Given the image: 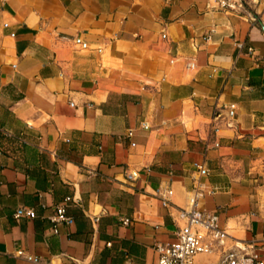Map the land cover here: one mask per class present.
<instances>
[{
    "label": "crops",
    "instance_id": "1",
    "mask_svg": "<svg viewBox=\"0 0 264 264\" xmlns=\"http://www.w3.org/2000/svg\"><path fill=\"white\" fill-rule=\"evenodd\" d=\"M242 1L0 0V264H155L191 204L264 260V0Z\"/></svg>",
    "mask_w": 264,
    "mask_h": 264
},
{
    "label": "built area",
    "instance_id": "2",
    "mask_svg": "<svg viewBox=\"0 0 264 264\" xmlns=\"http://www.w3.org/2000/svg\"><path fill=\"white\" fill-rule=\"evenodd\" d=\"M206 1L213 3V6L220 10L246 11L242 0ZM213 30L212 27L208 30L207 38ZM197 169L202 173L206 172L202 165H198ZM171 193L172 190L169 188L162 192L158 191L163 205L169 202ZM69 201L70 197H65L63 201L54 206L53 211L49 214L48 218L52 224L53 232H57L58 224L69 225L73 222L72 217L66 211ZM178 212L179 217L183 219V224L176 231L173 241L156 244L157 260L155 264H193V259L198 253L214 251H220V255L213 264H264V260L254 251H246L237 245L224 248L227 232L218 224V216L215 212L201 211L193 207V204L189 207L179 208ZM14 214L16 217L21 215L33 217L35 211L32 207H19ZM121 222L128 224L129 218L123 217ZM262 250L264 253V245Z\"/></svg>",
    "mask_w": 264,
    "mask_h": 264
}]
</instances>
